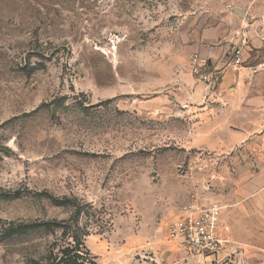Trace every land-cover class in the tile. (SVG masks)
<instances>
[{
    "label": "rangeland",
    "instance_id": "374dc122",
    "mask_svg": "<svg viewBox=\"0 0 264 264\" xmlns=\"http://www.w3.org/2000/svg\"><path fill=\"white\" fill-rule=\"evenodd\" d=\"M261 62L264 0H0V264H264V147L219 144L264 134ZM210 203L240 235L198 260L167 228Z\"/></svg>",
    "mask_w": 264,
    "mask_h": 264
},
{
    "label": "built area",
    "instance_id": "2783aa9c",
    "mask_svg": "<svg viewBox=\"0 0 264 264\" xmlns=\"http://www.w3.org/2000/svg\"><path fill=\"white\" fill-rule=\"evenodd\" d=\"M242 49L233 52L232 65L242 67ZM190 73L202 82L208 89L214 88L220 79V70L209 61L198 56H192L189 61ZM252 74L264 69V62L248 66ZM222 207L210 203L202 207L187 205L173 223L167 228L169 241L180 247L182 251L198 260L214 261L222 257L226 249L223 234L224 225L221 222Z\"/></svg>",
    "mask_w": 264,
    "mask_h": 264
},
{
    "label": "crops",
    "instance_id": "0c3cea01",
    "mask_svg": "<svg viewBox=\"0 0 264 264\" xmlns=\"http://www.w3.org/2000/svg\"><path fill=\"white\" fill-rule=\"evenodd\" d=\"M264 70V69H263ZM262 70V71H263ZM260 71V72H262ZM258 72V73H260ZM256 73V74H258ZM220 79H221V72H220ZM219 79V80H220ZM230 79V77H228V80ZM219 82V81H218ZM225 90L222 89H218V96L222 95V93H224ZM230 105H225V108H228ZM229 109V108H228ZM228 109L226 111H228ZM225 129H227L225 137L223 140L219 141V144L222 146L223 148V154L227 153V152H234L235 154H240L241 156H243V154H256V156H258L259 152L261 151L262 147H264V134L263 135H259V136H254L251 138L249 132H238V131H234L230 129L229 126V122H226V124L224 125ZM237 145H241V147L237 148ZM238 150V151H237ZM246 210V209H244ZM241 212V210H239ZM226 213H222V220L223 221V225L225 223L226 228H229V224L230 222L228 221V219L226 218ZM225 228V226H224ZM239 230H237V232H226L224 233V235H227L226 237H228V235H240V226L237 227ZM255 232H257V228H252L251 229V235H255Z\"/></svg>",
    "mask_w": 264,
    "mask_h": 264
}]
</instances>
